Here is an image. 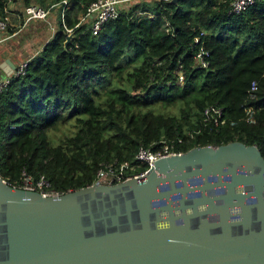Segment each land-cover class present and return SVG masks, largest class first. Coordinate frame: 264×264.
I'll return each mask as SVG.
<instances>
[{
    "label": "trees",
    "instance_id": "trees-1",
    "mask_svg": "<svg viewBox=\"0 0 264 264\" xmlns=\"http://www.w3.org/2000/svg\"><path fill=\"white\" fill-rule=\"evenodd\" d=\"M23 1L48 8L62 0ZM68 1L65 22L76 34L68 49L59 19L26 75L1 94L3 178L13 182L26 168L66 193L92 184L102 163L134 161L140 147L164 142L186 152L239 141L264 156V0L241 13L230 12L232 0H135L97 34L91 19L77 26L95 0ZM4 7L0 0V14ZM202 49L207 67L197 66ZM114 77L122 85L97 94ZM212 104L223 108L226 124L204 127ZM69 120L77 131L53 145L49 130Z\"/></svg>",
    "mask_w": 264,
    "mask_h": 264
},
{
    "label": "water",
    "instance_id": "water-1",
    "mask_svg": "<svg viewBox=\"0 0 264 264\" xmlns=\"http://www.w3.org/2000/svg\"><path fill=\"white\" fill-rule=\"evenodd\" d=\"M0 264H264V156L198 146L55 196L0 178Z\"/></svg>",
    "mask_w": 264,
    "mask_h": 264
},
{
    "label": "built area",
    "instance_id": "built-area-1",
    "mask_svg": "<svg viewBox=\"0 0 264 264\" xmlns=\"http://www.w3.org/2000/svg\"><path fill=\"white\" fill-rule=\"evenodd\" d=\"M5 2L4 12L0 14V44L7 40L5 33L8 31L11 24V11L10 8L15 0H3ZM135 0H95L86 7V11L80 16V21L77 24L91 19L92 31L97 34L101 29L104 22L109 19L117 18L121 11L128 9ZM257 0H232L230 3L232 13H241L254 5ZM71 3L68 0H62L58 4H53L48 8L37 4H30L25 6V22L33 20H43L51 22V17L54 10L59 11V19L64 25L67 33L73 32L74 28H69L65 22V15L67 9H69ZM209 52L202 49L197 56V66L207 67L209 65L206 59ZM30 58L22 60L17 65L13 74L0 78V99L3 91L12 83L15 77L24 76L27 73V68ZM184 81V76H179V82ZM258 88L257 82L253 81L251 85V91H255ZM246 120L249 122H255V110L253 108L247 109ZM227 121L223 117V108L217 105H208L204 109V127H217L226 124ZM234 125L235 122L230 123ZM183 151H178L173 145L166 142L158 150H153L150 147H140L134 161H112L102 163L98 168L93 181L100 184H117L123 181L130 180L145 173L149 168L154 167L155 163L162 158L181 154ZM143 166H146V170H142ZM3 181L13 187L22 188L28 191H37L43 196H55L60 195L62 192L53 187L52 182L45 174H39L37 176L31 174L26 168L21 170L20 177L11 182L0 175ZM71 191V190H69Z\"/></svg>",
    "mask_w": 264,
    "mask_h": 264
},
{
    "label": "crops",
    "instance_id": "crops-1",
    "mask_svg": "<svg viewBox=\"0 0 264 264\" xmlns=\"http://www.w3.org/2000/svg\"><path fill=\"white\" fill-rule=\"evenodd\" d=\"M24 8L23 0H15L10 8L7 40L0 44V78L13 74L19 62L33 56L58 28L59 11L54 10L51 22L33 20L26 23Z\"/></svg>",
    "mask_w": 264,
    "mask_h": 264
},
{
    "label": "rangeland",
    "instance_id": "rangeland-1",
    "mask_svg": "<svg viewBox=\"0 0 264 264\" xmlns=\"http://www.w3.org/2000/svg\"><path fill=\"white\" fill-rule=\"evenodd\" d=\"M130 53H133V51L132 50H127V54L126 55H128ZM121 85H122V83H121V80L119 78L114 77V78H111V79H104L102 81V83L96 88V91H97V94H99L100 92H104V91L108 90L111 87H119ZM95 97L99 101L98 95H95ZM70 125L71 124H70V120H69L65 124L58 125L57 128H51L49 130V139H50V142L53 145H58L67 136L74 135L75 132L77 131V128L74 127L72 129Z\"/></svg>",
    "mask_w": 264,
    "mask_h": 264
}]
</instances>
